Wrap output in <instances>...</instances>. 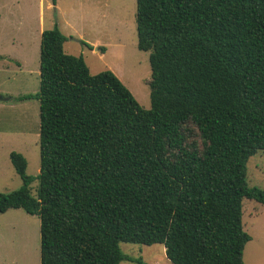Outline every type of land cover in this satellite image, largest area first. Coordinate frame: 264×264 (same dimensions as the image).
Here are the masks:
<instances>
[{
    "label": "trees",
    "instance_id": "obj_1",
    "mask_svg": "<svg viewBox=\"0 0 264 264\" xmlns=\"http://www.w3.org/2000/svg\"><path fill=\"white\" fill-rule=\"evenodd\" d=\"M135 21L149 109L43 29L39 92L20 97L39 100L40 170L10 153L22 184L0 192V214L39 216L40 264L132 261L120 242L162 244L172 264H244L242 200L264 205L247 180L264 151V0H136Z\"/></svg>",
    "mask_w": 264,
    "mask_h": 264
},
{
    "label": "rangeland",
    "instance_id": "obj_2",
    "mask_svg": "<svg viewBox=\"0 0 264 264\" xmlns=\"http://www.w3.org/2000/svg\"><path fill=\"white\" fill-rule=\"evenodd\" d=\"M135 13L136 0H0V192L22 184L9 159L11 152L24 156L28 175L40 170L39 100L20 97L40 89L41 22L44 29H60L67 38L64 51L82 55L90 73L112 71L149 109V52L137 47ZM247 180L249 186L264 190V151L249 158ZM36 185L32 183L33 191ZM242 222L251 237L243 251L244 264H264V205L244 198ZM119 246L132 259L120 264H172L162 244ZM0 264H40L38 215L20 208L0 214Z\"/></svg>",
    "mask_w": 264,
    "mask_h": 264
},
{
    "label": "crops",
    "instance_id": "obj_3",
    "mask_svg": "<svg viewBox=\"0 0 264 264\" xmlns=\"http://www.w3.org/2000/svg\"><path fill=\"white\" fill-rule=\"evenodd\" d=\"M55 4H56V1H55ZM48 5H51L50 3L48 4ZM41 20V19H40ZM42 21V20H41ZM40 21V22H41ZM44 24L41 22V25H40V28H39V33H40V35H41V32L43 31V29H44V26H43Z\"/></svg>",
    "mask_w": 264,
    "mask_h": 264
},
{
    "label": "water",
    "instance_id": "obj_4",
    "mask_svg": "<svg viewBox=\"0 0 264 264\" xmlns=\"http://www.w3.org/2000/svg\"><path fill=\"white\" fill-rule=\"evenodd\" d=\"M0 100H3V98L0 96Z\"/></svg>",
    "mask_w": 264,
    "mask_h": 264
}]
</instances>
